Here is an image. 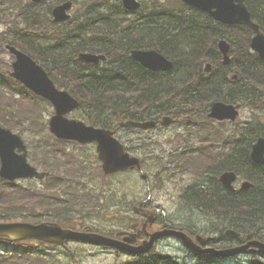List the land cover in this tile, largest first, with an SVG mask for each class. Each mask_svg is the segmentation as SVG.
<instances>
[{
    "label": "trees",
    "instance_id": "obj_1",
    "mask_svg": "<svg viewBox=\"0 0 264 264\" xmlns=\"http://www.w3.org/2000/svg\"><path fill=\"white\" fill-rule=\"evenodd\" d=\"M60 1L37 4L11 0L9 8L17 12V19L8 30L11 37L4 40L29 52L59 86L79 98L80 114L87 124L118 128L125 119L165 114L193 118L206 113L211 102L217 100L238 102L250 109H257L263 100L264 59L251 52L252 31L248 26L223 25L181 0H143L136 12L125 9L120 0H90L78 17L59 24L53 21L51 11L54 3ZM8 2L0 0L1 5ZM247 4L264 31V0H247ZM220 38L231 44L229 65H224L218 50ZM133 48L161 51L174 61V69L161 73L145 69L132 58ZM83 51L105 53L108 60L98 65L80 62L77 57ZM206 62L212 65L210 73L205 72ZM8 72L0 69V124L21 134L43 130L36 126H46L45 113L50 105L12 79ZM233 74L238 78L232 79ZM260 135H264V122H249L241 136L234 139L233 146L243 139L242 149L234 147L212 171L217 175L228 169L244 173V164L239 162V154L244 153L246 169L255 171L247 175L255 184L254 189L230 192L215 176L204 188L194 184L185 192L187 204L192 202L215 216L213 230L222 235L227 227H240L244 232L242 242L260 239L259 229L264 224V166L253 168L249 159V140L252 143ZM58 161L56 168L64 166ZM58 181L62 186L63 180ZM12 185L15 184L0 179V221L48 220L75 227L77 214L82 216L85 209L98 207L96 193L65 192L58 196L49 194L52 188L48 187L49 192L27 189L14 196L6 191V186ZM75 196L78 199L74 201ZM245 231L251 234L248 240H244ZM5 243L10 247L0 246V264L51 263L43 242L0 241ZM71 258L78 264L74 255ZM199 260L192 264H214L216 257ZM122 264L183 263L156 253Z\"/></svg>",
    "mask_w": 264,
    "mask_h": 264
},
{
    "label": "water",
    "instance_id": "obj_2",
    "mask_svg": "<svg viewBox=\"0 0 264 264\" xmlns=\"http://www.w3.org/2000/svg\"><path fill=\"white\" fill-rule=\"evenodd\" d=\"M40 1V0H35ZM185 3L194 7L203 9L210 13L215 20L224 24H246L249 25L256 33L252 40V48L264 56V34L261 33L259 26L253 22L252 15L245 4V0H183ZM124 6L129 10H136L140 3L138 0H123ZM72 6L71 2H66L54 9V15L57 21L66 20L69 16L67 10ZM10 51L17 56V61L13 63L14 72L12 76L21 80L27 87L31 88L38 95L52 101L56 108V115L50 120V128L57 137L67 140H78L82 143L98 141V150L100 157L104 161V169L107 173L127 168L141 167L138 158H131L125 153L123 146L113 137V132L105 129H96L93 126H87L82 121L70 120L65 115L77 108L78 101L74 99L67 91H59L54 83L50 80L47 73L26 54L17 50L15 47L8 46ZM219 48L229 62L228 51L230 45L226 41L219 43ZM132 55L135 59L141 62L150 70L167 71L173 67V63L166 57L155 50L142 51L134 50ZM101 59L105 60L103 55L97 56L92 54H81L80 60L86 62L98 63ZM231 104L224 102L214 103L212 105L211 117L218 119L235 120L238 116L237 108ZM171 119L166 118V124L170 123ZM155 122L137 123L134 121L127 122L122 125L152 127ZM19 147L25 154L17 156L14 152L15 148ZM0 154L3 162L1 176L10 180H15L21 177H38L43 178L44 173H39L36 168L32 167L27 161L26 146L19 135L13 134L10 130L0 127ZM253 159L257 162L264 163V139L260 138L254 145ZM236 179V174L228 172L222 175L221 181L224 185L233 189L232 181ZM248 186L247 184L244 187ZM175 234L183 241V243L196 251V254L206 252L199 251V247H195L191 238L182 232ZM227 234L235 235V232L228 230ZM163 235L157 232L152 235L149 241H145L135 251L125 247L122 241L110 239L101 235L91 233H79L72 230L63 229L59 224H30V223H0V238H9L12 241L24 240L28 238L39 239L50 243H65L68 239H77L83 241L95 242L103 245H110L122 250L145 253L153 245L154 241ZM136 241V235H132ZM198 240H203L197 237ZM122 245V246H120ZM254 247L264 253V243L252 241L248 244L236 248L225 250L218 255H233L240 252H254ZM213 252V251H212Z\"/></svg>",
    "mask_w": 264,
    "mask_h": 264
},
{
    "label": "rangeland",
    "instance_id": "obj_3",
    "mask_svg": "<svg viewBox=\"0 0 264 264\" xmlns=\"http://www.w3.org/2000/svg\"><path fill=\"white\" fill-rule=\"evenodd\" d=\"M89 2L90 0H75L72 16H79ZM3 28H5V25L1 26L0 30ZM10 57L8 51H0V62L7 61ZM258 113L263 114L264 109ZM75 115L79 117L78 113H75ZM249 116L253 122L257 124L261 123L247 110L242 111L240 121ZM82 119L86 122L84 118ZM200 124V127L197 126L193 130H186L184 122H178L167 127L161 125V127L149 130L124 129L123 131H119L118 136L124 140L126 146L132 148L131 152L145 158V160L143 171L117 174L112 178L100 177L98 175V166L89 164L95 155V149L92 146L83 148L76 146L78 148H72L70 152L76 155L83 154V158L86 160L85 166L90 170L89 179L86 180L88 186L92 185L94 186L93 188H97L99 192L104 193V197L100 199L98 204L97 211L85 214L86 218L84 220H86V223L107 229L118 228L120 225L125 224L123 220H126V224H129L137 220L139 216L136 212L140 206H136L138 205L136 201L140 202L143 199L141 201L142 205L150 204L148 210L152 209L154 212H157L160 218L161 215L165 217L166 214L168 217L171 216L169 218L174 220L176 224L180 223L178 225L180 229L188 227L199 232L206 230V228L212 230L215 224V216L204 213L192 202L187 204L183 199L184 189L189 184L201 179L199 177L201 173H198L190 167L189 163L184 161V155L190 153L192 147H195L196 144L209 147L208 143L211 141L205 140L199 143V140L206 138V131L203 130H207L210 127V125L203 122H200ZM217 125V123H214L212 127ZM231 127L233 125L226 126L224 131L228 132ZM211 137H215V133ZM219 146L215 145L213 150L219 148ZM68 147L72 146L68 145ZM185 149L188 150L180 154ZM168 158L169 160H166ZM142 172L147 174V180L141 177ZM31 184H34V182L24 183L25 186H30ZM103 208H105V212L104 214H100L99 212ZM259 230L261 233H259L258 237L264 241V237L262 236L264 224L261 225V229ZM245 232L246 238L244 240L250 239L251 234L248 231ZM177 244L171 241L170 246L174 245L171 248H168L166 244L164 246L165 250L161 254L183 264H192L193 259L191 257L195 254L183 246L178 247ZM1 246L8 245L1 244ZM69 248L76 249V252L80 253L79 264H120L122 261L129 259L124 255H118L110 250L93 246L72 244ZM48 252L54 256L52 264H70V259L66 257L64 248H52L48 249ZM158 252L159 249H156L151 255ZM250 259V257L242 256L225 263L249 264ZM214 264L222 263L216 259L214 260Z\"/></svg>",
    "mask_w": 264,
    "mask_h": 264
},
{
    "label": "bare ground",
    "instance_id": "obj_4",
    "mask_svg": "<svg viewBox=\"0 0 264 264\" xmlns=\"http://www.w3.org/2000/svg\"><path fill=\"white\" fill-rule=\"evenodd\" d=\"M242 26H247V25H242ZM249 27V26H248ZM250 28V27H249ZM234 99V98H233ZM219 102H224V101H222V100H217V101H214L213 103H219ZM78 105L80 106V101H78ZM85 122V121H84ZM85 123H87V122H85ZM88 125H91V124H88ZM222 165V164H221ZM229 170V169H228ZM238 171V170H237ZM239 173V172H238ZM143 178H145L144 176H142ZM147 178V177H146ZM255 185V184H254ZM158 215V214H157ZM231 227V226H230ZM233 227V226H232ZM236 227V226H235ZM233 228V230H234V232H235V235L237 236V237H240V238H242V235H243V230L240 228V227H238V228ZM263 229V228H262ZM232 238V240L234 239V237L232 236L231 237ZM254 239H252V240H250V241H248V242H251V241H253ZM257 240H260L262 243H264V241H263V239H257ZM191 241L193 242V244H194V246L195 247H199V251H203V252H207L209 249H211L212 247H211V245L210 244H207V243H205V244H202V245H200L199 243H198V241H197V236H195L193 239H191ZM248 242H246V243H248ZM153 248H154V246H152L146 253L148 254V253H150L152 250H153ZM190 252H192L193 254H196V251L194 250V249H192V248H190V247H186ZM153 252H155V250H153L152 251V253ZM187 253V252H186ZM191 254V253H190ZM151 255V254H150ZM149 255V256H150ZM162 255V254H161ZM192 255V254H191ZM162 256H164V255H162ZM187 256V255H186ZM148 257V256H147ZM188 258V257H187ZM190 262V261H189Z\"/></svg>",
    "mask_w": 264,
    "mask_h": 264
},
{
    "label": "flooded vegetation",
    "instance_id": "obj_5",
    "mask_svg": "<svg viewBox=\"0 0 264 264\" xmlns=\"http://www.w3.org/2000/svg\"><path fill=\"white\" fill-rule=\"evenodd\" d=\"M159 216V215H158ZM160 217V216H159ZM173 224H174V226H169L168 225V223H166L165 222V217H163L162 215H161V229H163V228H167V227H177V225H176V223L175 222H173ZM147 233L148 232H144L142 235L144 236H146L147 237ZM164 240V239H163ZM163 240H161V243L163 242ZM244 243H246V242H244ZM153 250H156V248H153ZM152 250V251H153ZM152 251L150 252V253H148L147 254V256H149L150 254H152ZM154 253V252H153Z\"/></svg>",
    "mask_w": 264,
    "mask_h": 264
}]
</instances>
